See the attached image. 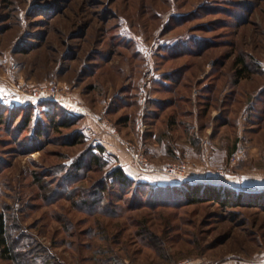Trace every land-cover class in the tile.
<instances>
[{"label": "rangeland", "instance_id": "rangeland-1", "mask_svg": "<svg viewBox=\"0 0 264 264\" xmlns=\"http://www.w3.org/2000/svg\"><path fill=\"white\" fill-rule=\"evenodd\" d=\"M0 221V264H264V0H0Z\"/></svg>", "mask_w": 264, "mask_h": 264}, {"label": "trees", "instance_id": "trees-1", "mask_svg": "<svg viewBox=\"0 0 264 264\" xmlns=\"http://www.w3.org/2000/svg\"><path fill=\"white\" fill-rule=\"evenodd\" d=\"M242 78L243 77L241 76L240 79ZM58 126L62 128L68 127L65 124L64 125L59 124ZM78 143H81V142L74 141L73 145H77ZM99 149L100 151L104 153L105 151L104 148H99ZM94 160L99 161L97 158H95ZM112 175L116 179L118 184L121 186H126L129 183H134L132 179L126 175L122 167L115 169ZM104 191H105V188H102V192H101L102 194H99L98 196L96 194L93 195L94 197L96 196L97 201L90 203L88 199H85L83 201L84 203L83 202L82 203L84 204L85 207L88 205L91 208H96L98 212L101 211V213H105V211L102 210L103 207L101 206L102 200L105 199ZM229 195H230V192L226 188H223V187L196 185V186L190 187V189L187 191L185 190L183 197L187 205H196V204L208 203V202L220 204L226 207L228 206L239 207L243 205L242 204L243 202L240 197H238L237 200L233 201L231 200ZM0 248H1V258L4 260L12 261L17 256L13 252H11L9 242H8V237H7V230L4 226L3 221H0Z\"/></svg>", "mask_w": 264, "mask_h": 264}, {"label": "built area", "instance_id": "built-area-1", "mask_svg": "<svg viewBox=\"0 0 264 264\" xmlns=\"http://www.w3.org/2000/svg\"><path fill=\"white\" fill-rule=\"evenodd\" d=\"M37 97H41V98H43L42 96H37ZM48 98L49 99H52V100H54V98H55V96H48ZM46 99H47V97H46ZM70 106H72V107H75V108H78L79 110H81L82 111V108H80V107H78V106H76V105H73V104H69ZM80 111V112H81ZM83 114L84 113H86L87 115H90L86 110L84 111V112H82ZM122 143V142H121ZM127 146V148H128V151L130 152V154L132 155V157H133V159H134V161L137 163V164H139L141 167H143L144 169H145V171H148V170H154L153 168H150L149 166H142V162L139 160V157L132 151V149L130 148V146L127 144L126 145ZM142 168V169H143ZM185 168H184V166H182V165H171V166H169L167 169H165L164 170V172L166 173V174H168V175H170V176H177V177H181L182 175H183V173L185 172V170H184ZM179 264H191V262L190 261H183V262H181V263H179Z\"/></svg>", "mask_w": 264, "mask_h": 264}, {"label": "crops", "instance_id": "crops-1", "mask_svg": "<svg viewBox=\"0 0 264 264\" xmlns=\"http://www.w3.org/2000/svg\"><path fill=\"white\" fill-rule=\"evenodd\" d=\"M116 149H118V147L116 148ZM126 153V154H125ZM115 156H117L118 157V159H119V164H120V166L121 167H123V169L126 171V173L128 172V175L130 176V177H132L133 179L135 178L134 176H132V174H135V168L131 165V160H129V158H127V156L126 155H128V156H130L131 157V155L129 154V152L125 149V152L123 153L122 151H121V153L119 152V150L118 151H116L115 153H113ZM157 180V179H156ZM159 181V180H158ZM160 182V181H159ZM159 182H157V183H159ZM162 182H160V185H162L161 184Z\"/></svg>", "mask_w": 264, "mask_h": 264}]
</instances>
